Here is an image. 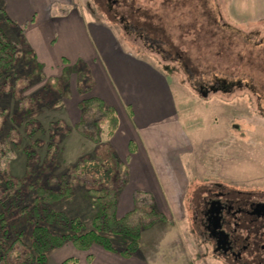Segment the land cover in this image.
<instances>
[{
  "label": "rangeland",
  "instance_id": "rangeland-1",
  "mask_svg": "<svg viewBox=\"0 0 264 264\" xmlns=\"http://www.w3.org/2000/svg\"><path fill=\"white\" fill-rule=\"evenodd\" d=\"M117 1L110 13L107 0H50L47 4L52 13L43 17L36 31L43 40L51 27L57 29L56 36L66 27L69 39L78 38L83 31L90 38L94 31L89 25H93L162 76L158 81L148 77V83L150 87L157 86L156 82L169 87L189 142L187 151L174 160L182 205L166 209L167 222L142 233L143 255L140 250L137 257L145 260L143 264H216L201 256L205 248L194 236L190 204L200 187L212 183L264 192V0ZM0 10H4L2 0ZM67 15L72 18L68 23L51 21L54 16ZM0 17L5 18V14ZM128 21L134 25L130 34ZM7 27L4 24L15 41V34ZM58 49L63 50L55 47ZM19 62L13 73L20 82L8 93L0 88V109L5 111L0 116V196L5 189L3 180L25 176L28 154L34 168L55 165L57 173L71 170L80 158L105 155V138L96 144L74 128L80 116L78 103L87 97L77 92L75 75L71 98L54 103L48 96L37 112L27 116L13 113L20 105L19 96L38 94L47 79L59 77L64 67L46 66L44 79L27 82L23 79L29 67ZM232 82L241 86L227 92ZM40 136L44 141L33 146L32 140ZM74 187V195L54 208L89 224L94 209L86 197V187ZM23 243L29 244L26 239ZM99 248L80 252L68 242L48 254L47 264H62L70 258L76 259V264L91 261ZM18 250L20 245L16 244L14 251Z\"/></svg>",
  "mask_w": 264,
  "mask_h": 264
},
{
  "label": "trees",
  "instance_id": "trees-1",
  "mask_svg": "<svg viewBox=\"0 0 264 264\" xmlns=\"http://www.w3.org/2000/svg\"><path fill=\"white\" fill-rule=\"evenodd\" d=\"M1 13L5 14V18L0 17V88L8 93L16 82H20L13 73L20 60L25 62L26 68L29 67L23 79L27 82L35 78L44 79V66L37 60L23 30L14 26L4 10H0ZM4 24L15 34V41ZM63 62L60 76L47 79L44 88L36 95L27 98L19 96L20 105L13 113L27 116L37 112L40 103L48 96L54 103L60 98H71L72 75H75L77 92L87 97L78 103L80 116L74 128L79 135L96 144L102 143L105 138V155L80 158L71 170L62 173L55 172V165L34 168L27 155L29 163L25 176L3 180L5 189L0 196V263L47 264L48 254L68 242L80 252L97 246L130 259L139 256L142 233L156 223L167 222L152 196L144 192L134 195L130 211L123 216L117 215L118 196L128 175L126 165L120 162L108 143L119 127L118 115L101 98L89 95L94 82L82 61L73 65H68L65 60ZM240 86V82H232L227 92ZM4 112V109H0V116ZM33 128L34 123L31 130ZM32 141V145L36 146L39 141H44V137ZM133 148L130 145V152ZM32 161L36 163L34 158ZM93 172L94 177L89 175ZM75 184L86 187V197L94 209L89 224L79 216H71L54 208L55 204L74 195ZM25 239L29 244L24 245ZM16 244L20 245L18 251H14ZM15 256L18 260L14 261ZM76 263V259L70 258L62 264Z\"/></svg>",
  "mask_w": 264,
  "mask_h": 264
},
{
  "label": "crops",
  "instance_id": "crops-1",
  "mask_svg": "<svg viewBox=\"0 0 264 264\" xmlns=\"http://www.w3.org/2000/svg\"><path fill=\"white\" fill-rule=\"evenodd\" d=\"M2 1L7 17L26 32L25 39L44 67L64 66V60L68 65L82 61L93 78L92 95L116 111L119 127L108 143L128 171L127 181L118 196L117 215L123 216L132 209L137 192L151 195L163 214L168 208H180L182 190L176 180L174 160L187 151L189 142L169 87L159 82L150 87L148 83V77L158 81L162 76L93 25H89L94 31L90 38L83 31L78 38L69 39L65 35L66 27L59 29L62 35L56 36L57 29L51 27V33L43 40L36 29L43 17L52 13L47 4L50 0ZM71 19L69 15L54 16L51 21L63 24ZM67 44L70 47L65 46ZM55 47L63 50H55ZM130 145L135 148L132 153ZM140 250L142 257V245ZM140 259H124L99 248L91 261L78 264H143L145 260Z\"/></svg>",
  "mask_w": 264,
  "mask_h": 264
},
{
  "label": "flooded vegetation",
  "instance_id": "flooded-vegetation-1",
  "mask_svg": "<svg viewBox=\"0 0 264 264\" xmlns=\"http://www.w3.org/2000/svg\"><path fill=\"white\" fill-rule=\"evenodd\" d=\"M107 2L113 13L118 1ZM133 27L128 21V34ZM200 188L190 204V220L205 248L201 256L216 264H264V192L221 183Z\"/></svg>",
  "mask_w": 264,
  "mask_h": 264
}]
</instances>
